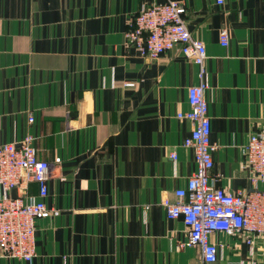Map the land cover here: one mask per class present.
<instances>
[{
  "label": "crops",
  "instance_id": "1",
  "mask_svg": "<svg viewBox=\"0 0 264 264\" xmlns=\"http://www.w3.org/2000/svg\"><path fill=\"white\" fill-rule=\"evenodd\" d=\"M153 1L0 0V143L36 137L50 163L48 205L60 211L38 221L32 260L0 264H264L263 238L251 247L223 233L211 238L223 245L219 259L204 263L198 248L178 245L182 221L165 216L162 200L193 170L183 146L191 123L177 113L189 109L199 69L178 47L150 60L127 44L132 16ZM183 4L206 45L213 174L218 186L247 190L243 144L264 126V0Z\"/></svg>",
  "mask_w": 264,
  "mask_h": 264
},
{
  "label": "built area",
  "instance_id": "2",
  "mask_svg": "<svg viewBox=\"0 0 264 264\" xmlns=\"http://www.w3.org/2000/svg\"><path fill=\"white\" fill-rule=\"evenodd\" d=\"M212 1L219 6L226 2ZM184 5L183 0L143 4L132 16L125 38L140 57L150 60L178 47L199 69V82L187 89L189 109L177 113L178 119L191 123L183 146L192 150L193 170L185 186L174 190L175 199L164 198L162 205L166 218L180 219L187 230L186 238L178 244L180 248H198L204 263H214L223 245L213 241V235L238 236L251 247L259 238L264 239V126L252 132L242 148V167L250 183L249 189L232 191L218 186L219 175L213 174L212 154L216 145L210 141L211 119L206 95L210 86L203 79L206 45L188 29L183 18ZM219 37L220 44L227 47V28L220 30ZM133 85L126 82V86ZM26 115L27 122L33 124V112L28 110ZM35 139L32 133L26 132L19 139L0 143V258L32 260L36 253L38 221L60 213L59 209L48 205L46 172L50 163L38 158ZM169 157L176 160V152H171ZM31 182L37 184L35 196L25 193ZM15 189L24 193L13 196Z\"/></svg>",
  "mask_w": 264,
  "mask_h": 264
}]
</instances>
